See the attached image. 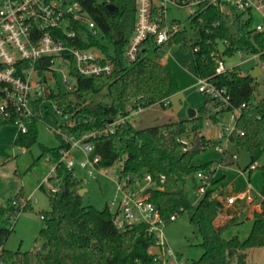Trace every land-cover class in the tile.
<instances>
[{
	"label": "trees",
	"instance_id": "1",
	"mask_svg": "<svg viewBox=\"0 0 264 264\" xmlns=\"http://www.w3.org/2000/svg\"><path fill=\"white\" fill-rule=\"evenodd\" d=\"M79 1L102 37L92 34L76 21L72 24L75 36L65 42L76 48L100 49L104 60L113 63V69L99 75L76 74L74 91L49 93L48 97L55 101L61 114L69 115V120L59 124L58 128L65 136L92 145L90 157H99L97 168L119 162L118 176L129 177V187H133L144 173L158 182V187L149 190V199L162 215L186 213L200 236L198 244L202 254L186 264H247V251L252 247H264V182L260 209L253 211L252 225L245 238L236 234L229 238L223 236L228 228L242 221L238 214H232L221 223H215L223 205L214 190H208L196 203L185 194L187 177L193 178L197 171L212 163L192 162L198 151L217 142L201 134L206 119L214 122L219 119L212 99L203 95V102L192 118L143 128H135L127 119L113 127L111 124L126 115L129 105L138 104L142 108L157 103L162 107L170 105L168 98L179 90V81L161 59L173 45H178L184 52L193 51L195 75L209 77L218 87H224L230 100L228 108H240L230 141L235 148L247 151L253 162L264 152V94L258 97L257 84L253 83L250 74L231 70L215 74L210 53L221 41H225L223 53L229 56L238 50L258 52L264 49V33L250 29L241 14L226 13L218 7L203 4L191 18L198 30L195 40H191L183 29L158 46L153 38H147L139 46L137 59L129 62L124 53L134 25L135 0ZM108 3L114 4L115 9L110 11ZM150 51L154 58L148 56ZM42 64L45 67L49 61ZM103 89L107 91L109 102H92V96ZM17 117L24 116L12 112V117L0 125H14L13 120ZM27 119L26 131L17 130L12 140L14 146L26 149L37 143L39 117L33 115ZM54 134L59 144L49 147L38 143L40 152L33 158V164L45 160L53 168V174L47 177L49 186L38 185L48 200L47 209L40 213L42 246L35 250L6 249L4 242L11 229L0 228V264H155L148 251L153 240L145 224L119 229L113 224L107 203L102 209L82 204L78 194L80 182L61 160V150L69 149L70 141L64 140L59 133ZM190 135L192 146L181 150L180 139ZM196 138L199 149L192 151ZM161 175L164 176L162 182L159 181ZM222 177L213 181L222 186L218 194L225 187ZM23 199V205L19 200L14 201L0 206V211L8 217H17L21 211L31 209L29 199Z\"/></svg>",
	"mask_w": 264,
	"mask_h": 264
},
{
	"label": "built area",
	"instance_id": "2",
	"mask_svg": "<svg viewBox=\"0 0 264 264\" xmlns=\"http://www.w3.org/2000/svg\"><path fill=\"white\" fill-rule=\"evenodd\" d=\"M203 4L218 7L226 13L241 14L249 23V28L254 14H257L259 21L250 29L264 33V0H135L134 25L124 53L126 60L133 62L137 59L139 46L147 38H153L158 46L181 30L179 23L168 22L166 19L169 5L186 8L192 18ZM76 21L83 24L92 34L102 37L101 31L79 0H0V91L2 93L0 124L10 119L12 112H19L24 117L14 118L13 122L17 130L25 132L27 118L38 115L39 121L47 102L53 103L56 114L68 121L69 115L61 114L55 101L48 97L49 93L74 91L77 87L76 74L99 75L113 69V63L104 60V53L100 49L76 48L65 42L66 39L75 36L72 24ZM224 43L225 41L219 42L222 47L218 45L217 49L210 53L215 63V74L230 70L241 74L237 65L229 67L225 65ZM235 53L240 57L247 55L248 59L259 57L264 63V49L255 53L244 50ZM46 60L49 64L43 67L42 63ZM62 63H67L68 73H62L58 80L56 76L59 68L55 65ZM255 68L257 67L251 68L250 75ZM257 69L258 73L252 76L253 78L261 72L259 68ZM253 83L257 84L255 81ZM195 86L199 92L212 99L215 110L219 112L218 121L214 122L211 119L204 121L201 134L205 130L213 131L212 139L205 137L217 141L212 147L221 154V158L194 174L192 179L196 200L193 203L212 189L222 205L231 206L237 201L249 204L253 198L247 175V178H243L246 182L245 188L235 194H226L224 191L218 194L219 187L222 186L213 182L217 179V170L220 167H227L238 159L236 153H229L227 145H232L230 134L235 130L240 108L229 109L230 100L226 89L218 87L209 77L196 76ZM258 87L257 84V93ZM143 109L138 104L129 105L126 115L113 122L112 127L125 119H136ZM53 131L59 133L64 140L70 141V148L61 150V160L67 168L71 169L74 165L72 158L69 157L71 148L79 146L84 158L78 164L87 174L93 175L94 172L104 169L96 167L98 156L90 157L92 150L90 143L65 136L58 125ZM180 141L183 151L192 146L189 138H181ZM225 155L229 156L228 160L225 159ZM261 155H264V152ZM259 166L264 164L259 165L257 160H254L238 171L243 176ZM128 179L129 177L119 178L117 172L115 174L116 193H120V196L115 195L107 202L113 224L119 229L139 223L145 224L153 240L148 251L153 256L155 264H186L179 260L177 254L167 245L163 232L165 225L175 220L177 214L162 215L149 199V190L158 187V182L148 173H144L133 187L128 186ZM163 180L164 176L161 175L159 181ZM261 198L260 193L259 201L256 203L257 208L260 206ZM20 203L23 205L24 199H21ZM10 218L15 220L16 217Z\"/></svg>",
	"mask_w": 264,
	"mask_h": 264
},
{
	"label": "rangeland",
	"instance_id": "3",
	"mask_svg": "<svg viewBox=\"0 0 264 264\" xmlns=\"http://www.w3.org/2000/svg\"><path fill=\"white\" fill-rule=\"evenodd\" d=\"M166 19L168 22L179 23L181 29L185 30L191 40H195L198 37V30L192 23L186 8L169 5ZM258 21L259 17L254 14L250 28ZM219 47L221 48L222 45L219 44ZM148 56L154 58L153 52L150 51ZM223 58L227 67L237 65L243 75L250 74L252 67L259 68L261 72L253 78V81L259 85L258 97L264 94V63L259 57L248 59L247 55L240 57L237 53H233L230 56L225 55ZM162 60L177 74L179 90L170 97V105L162 107L158 103L153 104L143 109L139 113L138 118L134 120L130 118L135 128L185 119L189 108L197 109L203 102L204 96L195 86L196 75L194 72L193 51L189 49L184 52L178 45H173ZM55 66L59 68L56 79L59 80L62 73H68L67 63L56 64ZM109 100L106 89L94 94L91 98L92 102L107 103ZM45 105L46 109L43 111L41 119L37 122V143L27 149L12 144L17 131L15 125H0V206H5L12 201L18 202L23 197H27L31 205V209L21 211L15 220L0 211V228L11 229L4 242V248L6 249L35 250L40 249L42 246L43 240L39 237V229L43 225L40 213L41 210L47 209L48 200L46 193L38 188V184L44 183L45 187L49 186L46 177L48 174L52 175L53 171L47 161L43 160L33 164V158L40 152L38 143L49 147L59 144L53 129L57 125L67 122L63 116L56 114L53 103L47 102ZM203 135L211 138L213 131L205 130ZM191 138L192 135H190L189 140ZM227 150L229 153H236L238 159L228 164L227 167H220L217 170V179L223 176L224 192L226 194H235L245 188L246 182L243 178L248 176V183L251 188L250 194L253 201L249 204L244 201H237L231 208L228 207V214L225 211L226 206L223 205V210L218 215L215 223H221L228 216L238 214L242 223L228 228L223 233V236L229 238L236 234L240 238H245L252 225L253 211L260 209V206L256 208V203L259 201L264 182V166H259L242 176L238 170L250 163L251 157L249 153L232 145H227ZM69 157L74 162L71 168L72 175L80 182V188L83 189L81 194L82 204H90L97 209H102L115 195L120 196V193H116L114 180L115 174L120 168L119 162L110 167L100 169L94 172L93 175H89L78 164L84 158L81 147L74 146L71 148ZM228 157V155H225L226 160H228ZM220 158L221 154L209 146L198 151L194 155L192 162L193 164L216 163ZM256 160L259 165L264 164V155H260ZM185 187L186 196L192 203L195 202L196 197L191 177H187ZM163 232L167 245L177 254L179 260L190 262L202 254L203 250L198 244L200 236L195 226L189 222L186 213H181L177 215L175 220L168 222ZM247 253V264H264V247H252Z\"/></svg>",
	"mask_w": 264,
	"mask_h": 264
},
{
	"label": "water",
	"instance_id": "4",
	"mask_svg": "<svg viewBox=\"0 0 264 264\" xmlns=\"http://www.w3.org/2000/svg\"><path fill=\"white\" fill-rule=\"evenodd\" d=\"M107 7H108V9H109L110 11H112V10L115 9V5L112 4V3H108V4H107ZM257 73H258V69L255 68V69L253 70L251 76H254V75H256ZM195 115H196V109H194V108H189V109L187 110V118H192V117H194ZM198 149H199V147H198V138H196V140H195V144H194V146L192 147V151H198ZM82 192H83V189L80 188V189L78 190V194L81 195Z\"/></svg>",
	"mask_w": 264,
	"mask_h": 264
},
{
	"label": "crops",
	"instance_id": "5",
	"mask_svg": "<svg viewBox=\"0 0 264 264\" xmlns=\"http://www.w3.org/2000/svg\"><path fill=\"white\" fill-rule=\"evenodd\" d=\"M165 57H166V55H165L163 58H165ZM163 58H162V59H163ZM162 59H161V63H164V61H163ZM164 64H166V63H164ZM166 65H167V64H166ZM173 72H174V71H173ZM174 73H175V72H174ZM175 74H176V73H175ZM176 76H177V74H176ZM177 78H178V77H177ZM178 81H179V80H178ZM170 97H171V96H170ZM170 97L168 98L169 101H170ZM144 109H145V108H144ZM138 116H139V115H138ZM138 116H137L136 118H138ZM49 175H51V174H48L47 177H48ZM47 177H46V178H47ZM42 184H44V183H42ZM38 185H39V184H38ZM231 206H232V205H231ZM231 206H230V205H227V206H226V210L224 209V210L226 211V214H228V207L231 208ZM256 208H257V207H256ZM259 208H260V207H259ZM229 215H230V214H229Z\"/></svg>",
	"mask_w": 264,
	"mask_h": 264
}]
</instances>
